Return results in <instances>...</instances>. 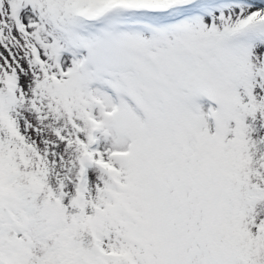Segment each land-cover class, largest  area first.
Returning <instances> with one entry per match:
<instances>
[{"label": "snow or ice", "instance_id": "6c2138e0", "mask_svg": "<svg viewBox=\"0 0 264 264\" xmlns=\"http://www.w3.org/2000/svg\"><path fill=\"white\" fill-rule=\"evenodd\" d=\"M0 264H264V0H0Z\"/></svg>", "mask_w": 264, "mask_h": 264}]
</instances>
